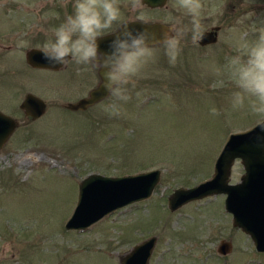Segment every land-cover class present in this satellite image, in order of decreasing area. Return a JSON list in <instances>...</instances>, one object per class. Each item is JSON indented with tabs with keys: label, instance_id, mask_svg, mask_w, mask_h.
<instances>
[{
	"label": "rangeland",
	"instance_id": "1",
	"mask_svg": "<svg viewBox=\"0 0 264 264\" xmlns=\"http://www.w3.org/2000/svg\"><path fill=\"white\" fill-rule=\"evenodd\" d=\"M74 0H0V65L11 58V106L0 98V110L16 126L0 147V264H119L134 245L154 237L147 264H264V252L232 226L224 211L223 194L188 202L169 211L166 198L177 187H190L212 173L213 162L229 133L246 128L254 117L231 110L234 87L213 89L222 67L235 55L234 46L251 23H264V0H244L235 25L217 44L204 51L184 48L175 65L161 49L137 81L135 95L124 105L126 114L110 117L102 110L107 97L83 113L55 107L71 84L59 86L57 75L21 69L23 52L44 43L55 20L73 12ZM122 18L142 14L164 25L172 10L183 15L177 0L157 9L130 12L120 0ZM253 16L245 19L250 13ZM55 17H60L56 19ZM244 22V24H242ZM11 45V50L2 46ZM226 44V45H225ZM97 80V79H96ZM8 76L0 77L7 93ZM25 92L41 97L48 109L36 120L18 108ZM2 97V96H1ZM215 107L219 115L213 116ZM158 169L151 194L103 216L83 230H66L64 222L76 201L79 180L91 173L118 177ZM243 169L235 160L229 183ZM220 241L230 243L220 255Z\"/></svg>",
	"mask_w": 264,
	"mask_h": 264
},
{
	"label": "clouds",
	"instance_id": "2",
	"mask_svg": "<svg viewBox=\"0 0 264 264\" xmlns=\"http://www.w3.org/2000/svg\"><path fill=\"white\" fill-rule=\"evenodd\" d=\"M182 16H170L159 32L152 29L141 12L140 26L135 21L122 18L120 0H74L72 14L66 15L59 26L46 32V41L38 45L43 58L50 64L66 66L75 63L82 71H92L110 98L102 110L110 117L126 114L124 105L133 95L137 81L144 69L155 62L162 49L171 65H175L183 47L197 45L205 34L203 25L205 4L203 0H177ZM249 5L252 0H244ZM130 12L146 7L143 0H128ZM214 11L222 10L214 9ZM251 12L245 17L250 20ZM185 17L188 18L187 23ZM115 26V27H114ZM110 37L106 50L101 51L100 39ZM235 55L227 58L222 67L213 68L218 79L212 88L234 87L231 93V110L246 112L254 117V123L246 128H234L244 135L258 133L255 146L264 150V23H251L234 46ZM213 116L219 115L215 107Z\"/></svg>",
	"mask_w": 264,
	"mask_h": 264
},
{
	"label": "water",
	"instance_id": "3",
	"mask_svg": "<svg viewBox=\"0 0 264 264\" xmlns=\"http://www.w3.org/2000/svg\"><path fill=\"white\" fill-rule=\"evenodd\" d=\"M149 7H160L165 0H143ZM140 21H135L137 27ZM154 31L159 32L164 24L148 22ZM110 37L100 39L101 51L106 50ZM214 42L211 32L205 33L200 44ZM26 62L36 67L56 68L50 64L36 48L25 52ZM108 93L102 87H94L87 97L81 98L68 107L83 110L105 97ZM19 107L25 116L34 120L44 112V102L37 96L26 94ZM16 126V121L0 112V147ZM239 132L229 133L217 154L211 175L190 187L174 188L166 198L169 211L182 205L209 196L223 194L224 211L231 216L232 226L246 234L257 253L264 252V150L255 146L254 137ZM238 159L243 172L236 183H229V173L234 161ZM160 171L151 169L118 177L91 173L79 180L75 205L64 222L66 230H83L112 211L133 202L147 198L157 181ZM155 238L149 237L134 245L119 259V264H147ZM230 249L228 241H220L216 251L220 255Z\"/></svg>",
	"mask_w": 264,
	"mask_h": 264
},
{
	"label": "flooded vegetation",
	"instance_id": "4",
	"mask_svg": "<svg viewBox=\"0 0 264 264\" xmlns=\"http://www.w3.org/2000/svg\"><path fill=\"white\" fill-rule=\"evenodd\" d=\"M167 1L168 0H165V3L160 7H149L146 5L145 8L149 9L150 11L151 10H157V9L163 7L167 3ZM203 2L205 4L204 21H203L205 33L211 32L212 37L214 38V42H210V43H206V44H200V41H199V43L197 45H192L191 43H188L183 48L189 52L190 51H204L206 48L217 44L218 41L220 40L221 36L225 33V31L229 28H233V26L235 25V18H237L243 12H249L250 9L253 8V7H251V8L244 10V11L243 10L240 11V7H238V5L241 4V0H203ZM214 9L222 10V14H220V11H214ZM69 14H72V12H69L68 15ZM172 14H173V16H181V14L179 12H177V10H175V9L172 10ZM55 18L60 19V17H55ZM124 20H126V21H139V15L134 14L128 18L126 17V19H124ZM187 20H188V18L185 17L186 23H187ZM62 22L59 20H55V22L47 23V24L53 25V29H54L55 27L59 26V24ZM147 22H159V19L157 18L155 20H151V21H147ZM242 24H244V22ZM0 36H3L2 39H6V38L11 39V33H9L7 35H0ZM39 36L42 39L44 37H46L45 33H42ZM10 47H11L10 44L6 45V46H2V48H4L5 50H8V51L11 50ZM31 48H37V46L30 47L29 49H31ZM27 50H25L23 52L24 60H22L21 69H26L27 71H31V72H35V73H44V74L48 73V75H57V77L61 78L59 80V83H60L59 86H66L69 84L72 85L73 90L71 93L63 94V92L61 91V94H59L60 95L59 96L60 101H56L54 103L56 108H58L62 111H67V112H71V113H83V112H86L91 107H93L95 104L103 101L106 98L105 97L104 99H102V100H100V101H98V102H96L90 106H87L83 110H71L68 107V105L75 103L76 101H78L81 98L87 97L90 90L97 86L96 85V79H98V77H96L92 71H82L83 66H78L75 63H70L66 66H62V65L58 64V66L56 68L32 66V65L28 64L26 62V59H25V52ZM0 59H1V57H0ZM11 70H13V69H11V58L9 60L8 67L7 66L3 67L0 65V77L7 75L8 79H9V83L7 85L8 86L7 87V89H8L7 93L8 94L2 92V93H0V98H2V100H7L9 102L10 106H11ZM28 93L39 97L38 95H36L34 93L25 92L20 103L23 101V98ZM39 98L44 102V105H45L44 112H43V114H44L45 111L48 109V104L41 97H39ZM20 103L18 104V108L21 110L23 117L25 119L32 120V119H30L29 116H25L23 110L19 107ZM0 112L7 115V113L3 112L2 110H0ZM8 116L11 117L10 114H8ZM41 116H39L38 118H40ZM34 120H36V119H34ZM236 160H238V159H236Z\"/></svg>",
	"mask_w": 264,
	"mask_h": 264
}]
</instances>
